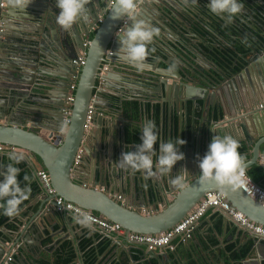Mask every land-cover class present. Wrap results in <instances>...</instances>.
I'll return each mask as SVG.
<instances>
[{
    "label": "water",
    "instance_id": "1",
    "mask_svg": "<svg viewBox=\"0 0 264 264\" xmlns=\"http://www.w3.org/2000/svg\"><path fill=\"white\" fill-rule=\"evenodd\" d=\"M16 1L22 5L19 7ZM96 1L89 0L87 6L89 9L88 19L86 21L81 20L79 23L80 30L72 28L65 31L56 22L53 23V27L56 26L60 29V35L57 36L53 31L49 33L52 20L50 19L48 22V17H53V13H50L47 5L36 8L28 7L29 5H26L27 0H0V24H3L0 31V145L22 149L34 155L49 173L56 196L119 224L128 233L150 236L164 233L175 227L200 203L206 193L212 191L225 195L228 202L236 210L242 212L254 223L264 226V206L245 194L240 187L233 189L228 186H218L214 181L199 183L200 169L198 167V153L204 151L201 150L203 143L201 136L205 124L208 125L209 129L212 122L218 124L226 118L236 119L245 131H250L249 143L251 138L256 135L255 132L259 134V137L264 138V109L261 110L255 106L258 104L257 98L260 100L261 96L254 93L253 97L247 96L242 87V80L247 76L249 77L255 69L262 84L261 89L256 86L257 91L260 94L262 91L264 92V49L240 73L233 77H225L214 73L213 70H216V67L205 62L204 56L199 53L195 54L194 58L199 64V68L190 65L187 71L180 72L176 69L174 71L161 69L160 65L158 66L160 58H169V56L160 50L163 49L164 52L174 55V51L180 50L176 41L180 40L179 36H173L175 40L171 45L162 43L163 48L154 46L153 42L149 46L154 49L150 52L147 61L152 67L151 75L157 80L154 88L161 93L160 96L162 95L164 99L169 100L171 97L174 99L175 111L179 117L178 137L186 141L185 145L180 147V151L185 154V159L179 162H184V168H187L189 163L186 162L189 159L188 152L192 150L190 162L196 163L194 171H190H193L194 175L189 177L188 171L183 186H177L180 189L176 193L174 201L171 203L165 201L164 209L160 210L156 207L154 214L143 215L141 210L132 209L121 203L119 199L113 198L107 191H102L101 188L105 187L104 184L100 185L99 182L94 181L82 184L75 180L73 172L77 167H73V161L81 141L84 140L85 143H89L90 138H93L95 142L98 141L97 136L98 134L101 135V129L104 126L103 117L98 115V108L118 109L116 106V108L114 107L111 101L104 99V89L116 88L110 82L116 80L112 75L115 72V66L124 68V72L133 70L127 61L118 59L116 54L120 47L116 33L120 29L123 30L127 25L131 27L132 21L124 17L119 20H112L108 9L110 0ZM157 1L162 3L160 8L155 6ZM3 2H5V7L1 8ZM93 2L96 3L100 11L94 10ZM139 2L141 3L139 4ZM177 2V0H137L139 5L138 18L151 26L158 25L164 30L166 26L151 16L148 17V13L152 14L153 8H155L158 12H162V15L167 16L171 10L174 11L173 8L178 10L186 8L184 4H179V6ZM190 13L194 15V12L190 11ZM54 15L56 18V14ZM101 17H104V21L99 24L91 40V45L85 48V37H90L91 29L98 24ZM176 18L183 19L180 14L176 15ZM124 20L126 23L121 28ZM21 21H29L34 24L36 30L33 28L32 31L34 30V32L27 31L29 26L26 27ZM15 26L21 28L16 30ZM247 27L251 29L250 26ZM12 33H21L23 39L13 38ZM195 38L201 39L198 35ZM94 41L97 43L94 44ZM79 50L87 51V61L80 73L75 92V103L69 117V128L61 136V125H64L65 122V102L73 84L72 78L76 74V66L73 62L78 58ZM108 50L112 52L111 56H106ZM200 60L204 64L199 63ZM47 63L52 66L57 65L58 71H54L55 73L43 72L45 71L42 70L44 66L49 68L46 66ZM117 63L121 66L119 67ZM103 64H108L109 67L105 76L101 77L103 90L97 91L98 75ZM170 79L172 80L170 81ZM15 82L17 84L13 85ZM250 85L253 89L255 84L250 82ZM256 87L253 92H255ZM42 88L51 90L50 97H48L50 107L47 111H43L45 109L43 106L39 110L27 109L28 107H23L22 104L18 106L7 101L8 99H19L22 96L31 98L30 96L34 93L33 90H41ZM59 88L63 91L57 94ZM93 99L96 109L91 121L96 129L91 136L86 137L85 124L89 106ZM30 101L37 102L33 99ZM8 109L13 114L11 115L12 118L9 119L5 118ZM216 115L219 116V121L216 120ZM4 121L6 123H3ZM25 121L33 123L28 122L31 128L27 129ZM249 121L253 124V128H256V131L251 130ZM231 123L233 122L229 124ZM208 132L211 135L207 138V145L214 135L210 130ZM54 133H56L55 136ZM221 133L229 135L231 132L219 126L215 134L220 135ZM83 150L86 154V148ZM85 154H83L81 166L78 169L86 167L87 161L84 163L87 160ZM95 159L100 160V157L97 156ZM166 176H161L162 181ZM154 185L156 188L160 187L159 183L155 182ZM161 193L162 191L159 190L158 194L161 195ZM43 199L45 200L43 206L46 207L47 211V216L44 219L51 225L50 223L54 220L57 212L54 208V206L56 207L55 197L49 200H46L45 197ZM32 233L33 231H30L28 236L31 237ZM18 236H21L20 232ZM35 239L39 241L40 237L35 236ZM1 243L0 264H4L9 252L7 246L4 245L6 242L1 240ZM28 244L29 242L25 241V247ZM119 246L122 247L123 244L120 243ZM25 247L22 246L20 254L14 256L15 261H22V264L27 258L26 252L24 253ZM263 247V239H254L251 257L243 259L241 264H264V258L258 255V251ZM131 249L132 247H129L128 251L131 252ZM169 256L170 253L168 252L158 254L144 250L143 253V257L159 260L161 264H166Z\"/></svg>",
    "mask_w": 264,
    "mask_h": 264
},
{
    "label": "crops",
    "instance_id": "2",
    "mask_svg": "<svg viewBox=\"0 0 264 264\" xmlns=\"http://www.w3.org/2000/svg\"><path fill=\"white\" fill-rule=\"evenodd\" d=\"M177 1L178 5L183 4V0ZM27 2L26 5H29L28 7L42 8L47 5L50 13H53V17H48V22L50 19L52 20V22H50L51 26L49 33L53 31L54 34L59 36L60 29L56 26L53 27V23H55L54 14L57 16L59 12L55 6V0H27ZM95 2L97 1L95 0ZM95 2L92 3L94 10L100 11ZM208 2L209 0H198V4L195 6H185L186 8L182 10L173 8L174 11L171 10L170 14L167 16L162 15V12H158L155 8H153L152 14L148 13V17L151 16L154 20L157 22L160 21L162 25L166 26V29L162 30L156 25V27L160 29V35L154 38V46L163 48L162 43L164 45H171L174 43V37L179 36L180 38V40L176 41L182 51H174L175 54L172 55L171 53L164 52L163 49H159L169 56V58H160L158 66L160 65L161 69L172 71L176 69L180 72L187 71L190 65H195L199 68V64L196 63L197 61L194 59L195 54H204V50H201V47L208 48V50L211 49L210 45L208 46V44H206V40L195 38V36H197L196 28L199 26L203 30H208L209 27H213V30L226 27L229 31L242 30V27L248 28L247 26H250L251 29L260 28L259 34L264 37V25L261 24L262 18H259L257 15L255 16V12L253 11L256 6L263 7L264 0H243L244 9L242 14L234 17L231 23H229L224 16L211 14L207 9ZM16 3L18 2L16 1ZM140 3L141 2H139V4ZM18 5L20 7L22 4L18 3ZM161 5L162 3L160 1H157L155 4L157 8H160ZM190 11L194 12V15H192ZM179 14L182 15L183 19L176 18V15ZM21 22L26 27L29 26L27 31H32L34 28V24H31L29 21ZM80 22L81 21H78L77 24L73 26V29L80 30ZM14 28L18 30L21 27L15 26ZM34 30L36 29L34 28ZM34 30L32 32H34ZM15 34H11L13 38H17V40L23 39L21 33ZM87 39L88 37H85L84 42ZM80 54L81 50H79L78 55L80 56ZM203 56L205 57V54ZM205 62H207L206 58ZM199 63L204 64L201 60ZM117 64L119 67L121 66L119 63ZM46 66L49 68H45L44 66L42 69L45 70L43 71L45 73H55L54 71H58L57 65L55 64L52 66L47 63ZM151 68L152 67L149 66L143 73H137L135 70H126V72H124V68L115 66V72H113L112 75L116 80L110 82L111 85L113 83L116 88L108 87L104 89V99L106 101H111L114 107L116 106L118 109L98 108V115L100 117L102 116L104 120L101 135L98 134V141L96 142L93 138H90L89 143H84L87 150L86 154L83 151V154H85L87 158V160L84 161V163L87 161L86 167L79 168L73 173L78 183L84 184L85 182L94 181L99 182L100 185L104 184L105 187L101 188L102 191H107L113 198L116 200L119 199L121 203L126 204L132 209L141 210L143 215H147L148 213L154 214L156 207L160 210L164 209L165 201L167 203L173 202L180 188L173 186L170 180L179 175L181 169H188L189 177H191L194 175V168H196V163L190 162V155L193 154L192 150L188 152L189 159L186 160V162L189 163L187 164V168H184V162H177L172 168L171 173L164 178V181H162L160 175L149 177L145 180L142 172L133 173L131 170L120 169L115 165L121 153L126 150H134L133 145L141 142L140 130L144 119H152L156 122L159 135L164 141L172 140L175 142L178 138L179 117L175 111L174 99L172 97L169 100L166 98L164 99L162 95L160 96L161 93L154 88V84L157 80L151 75ZM171 80L172 79H170V81ZM170 81L169 83H171ZM250 82L255 84L254 88L256 86L260 89L262 88V84L259 81V74L255 69L251 72L249 77L247 76L242 80V87L247 96L253 97L254 94L261 96L260 100L258 98L256 100L258 104H255V106L258 108L260 104H264V92L262 91V94H260L257 91V87L255 92H253L254 88H251ZM15 84L17 83H13V85ZM245 85L246 87H244ZM48 90L50 89L42 88L41 90H33L34 93L30 96L31 98L22 96L19 99H8L7 101L18 106L22 104L23 107H28L27 109L39 110V108L43 106L45 107L43 111H47L48 107H50L48 105V101H50L48 97H50L51 93V90ZM101 90L103 89L101 88ZM62 91L63 90L59 88L57 94ZM30 99L37 102L33 103ZM6 113L5 118H12L11 115L13 114L11 110L8 109ZM215 117L217 121L220 120L218 115ZM25 122L28 126L32 123L31 121ZM230 122L233 123L229 124ZM3 123L6 122L4 121ZM218 125L231 132L229 135L240 142V152L248 165L246 169L247 174L252 177L257 184L264 188V163H262L264 162V138L259 137V134L255 132L256 135L254 134L255 136L251 138L249 143L250 131H245L236 119L226 118V120L219 122ZM249 126L251 130L253 129V131H256L251 121H249ZM203 127L204 131L201 136L203 143L201 145V150L204 151L198 153V157H203L207 152V138L211 135L208 132V125L205 124ZM91 129L93 130L89 133H85L86 137L94 133L96 126H92ZM223 135L225 134H220V136ZM135 139L137 141L132 143L131 141ZM154 147L158 150V145ZM14 152L24 156V161L19 165L24 167V170L30 169L35 177L39 170L46 171L41 161L38 162L36 157L28 151L16 148ZM97 156L100 157V160L95 159ZM155 159L156 156H153V161H155ZM8 163H10L9 153L0 152V172L4 171ZM191 170L193 171L190 172ZM155 182L159 183L160 187L156 188L154 185ZM145 184H147V188L144 187ZM159 190L162 191L161 195L158 194ZM42 192L40 188L39 194L37 193V196L30 198L27 205L22 207V210L17 216L9 218L4 225H0V244H2L1 240H4L5 242L7 241L17 246L19 245L22 248V246L25 247L24 244L25 241H27L29 242L28 245L33 244L32 246L34 248L38 247L36 244L37 242L39 244L44 243L45 247L50 248L55 244L61 245L65 242H69L75 250L76 258L79 260L78 264H81L82 257L84 256L83 252L82 254L80 253L81 250H79V245H81L85 239H92V244H89L90 247L84 249L85 255L88 250L92 247L95 248L101 240H103L102 237L92 228H81L76 225L72 220L73 215L70 214L56 212L54 220L51 221V225H49L47 220L44 219V217L47 216V211L45 209L46 207L43 206L45 200L43 199ZM0 217H2V215H0ZM30 231H33L31 237L28 236L30 235ZM19 232L21 236L17 237ZM35 236L40 237V240L38 241L35 239ZM254 239L256 238L238 227L224 212L210 210L197 225L192 240L187 243H182L180 239L177 238L173 241L175 251L169 252L170 256L166 264H172L175 263V261L176 264H241L242 261L237 262L232 257L233 252H238L243 246L249 243L253 246ZM116 246L117 248L113 255L114 258H119L122 252L127 253L128 256L130 255L127 250L129 247H132L131 245L125 244V251L119 244ZM143 248L146 250L145 247ZM25 249L24 253L26 252L27 257L31 258V255H29ZM157 253L161 254L163 252L157 251ZM48 254L49 255L46 256L52 257V252ZM258 255L264 258V247L258 251ZM99 259L103 261L104 257L100 256ZM150 260L155 259L142 257L141 263ZM157 261L161 264L159 260Z\"/></svg>",
    "mask_w": 264,
    "mask_h": 264
},
{
    "label": "clouds",
    "instance_id": "3",
    "mask_svg": "<svg viewBox=\"0 0 264 264\" xmlns=\"http://www.w3.org/2000/svg\"><path fill=\"white\" fill-rule=\"evenodd\" d=\"M88 4L89 0H55V6L59 10L55 18L56 24L65 31H69L78 21H86L89 11ZM183 4L186 7L195 6L198 4V0H183ZM108 9L112 20H119L124 17L132 21L131 27L127 25L123 30L120 29L116 33L120 45L116 54L118 59L127 61L129 66L137 73H143L149 67L147 61L150 52L154 51L149 46L152 44L154 38L160 35V29L138 18L139 5L137 0H110ZM207 9L213 15L224 16L231 23L234 17L242 14L244 2L243 0H209ZM101 18L104 21V17ZM97 25L99 27V21ZM123 26L122 24L121 28ZM92 32L91 29L90 37H88L89 41L94 37L95 32ZM93 43L96 44L97 41ZM243 43L245 45L248 44L247 38H245ZM81 52L87 53V51ZM108 55L107 52L106 56ZM79 78L76 83V89ZM72 81L75 84L73 78ZM98 87H100L99 90ZM101 88V82L98 81L97 91H100ZM70 93L71 88L69 95ZM68 124L64 122V125H61V136L67 131ZM92 126H94L93 123ZM218 127L219 125L216 122L211 123L209 130L214 135L208 145L207 152L203 157H198V167L200 169L199 183L204 184L208 181H214L218 186H228L236 189L249 182L246 171L248 165L240 152V142L228 134L223 136L215 134ZM140 141V143L133 145L134 150H126L121 153L120 158L115 162L118 168L131 170L133 173L142 172L144 179L147 180L149 177L156 175H169L177 162L185 159V154L180 151V147L185 145L186 141L179 137L175 142L172 140L164 141L159 135L156 122L152 119H144L142 121ZM156 145H158V150L154 147ZM153 156H156L155 161H153ZM24 159L22 154L15 152L9 153L10 163L6 165L4 171L0 172V215L5 217L13 218L17 216L31 195L30 177L28 175L23 177L26 182L23 186L18 179L21 170L17 165L21 164ZM187 173V169H181L180 174L172 178L170 183L173 186L182 187ZM36 181L38 182L37 179ZM144 187L147 188V184ZM72 220L81 228L90 229L92 227V217L87 212L80 211L74 214Z\"/></svg>",
    "mask_w": 264,
    "mask_h": 264
},
{
    "label": "built area",
    "instance_id": "4",
    "mask_svg": "<svg viewBox=\"0 0 264 264\" xmlns=\"http://www.w3.org/2000/svg\"><path fill=\"white\" fill-rule=\"evenodd\" d=\"M5 6V3L1 4V8ZM103 22L101 18L99 24ZM125 21L123 25H125ZM3 24H0V31L2 30ZM98 25L92 28V33L96 32ZM91 44V41L87 39L84 46L87 48ZM109 55H112L108 51ZM87 59V53L81 52L80 56L73 63L76 65V75L73 77L75 84L71 86V93L66 100V109L64 110L65 123L70 122L69 117L72 114V107L75 103L74 92L76 90V81L79 78V73L82 67L85 65ZM108 70V65H103L99 77H104ZM99 81L101 82V79ZM100 87H98V90ZM259 109H264V104L258 106ZM94 99L89 106V112L87 115V120L85 124V133H89L92 127V115L95 112ZM55 136V133L53 134ZM16 150L14 147H9L5 145H0L1 153H12ZM83 149L80 148L74 160V167H78L80 160L83 156ZM249 177V182L242 185L240 189L247 194L249 197L256 200L262 206H264V188L257 184L252 177ZM36 179L39 182L41 188L42 196L46 199H52L55 197L56 207L55 210L59 213L74 215L80 211L87 212L92 217V229L97 232L102 239H108L113 245L127 244L132 247H145L148 252H172L175 251V245L173 241L177 238L180 239L182 243H187L193 239L195 235L197 225L199 222L207 215L210 210L224 212L229 216L232 221L236 223L238 227L248 232L255 238H260L264 240V226L259 225L247 218L242 212L236 210L227 200L226 196L220 192H208L205 194L204 198L198 203V205L187 214L175 227L172 229L161 233L159 235H141L136 233H128L119 224L113 223L106 218L99 216L93 212L85 211L84 209L65 201L62 197L56 196V191L52 187L50 175L44 170H39L36 175ZM124 242V243H123ZM9 256L6 259L7 263H10L14 256L19 255V250L21 246H17L14 243L7 242Z\"/></svg>",
    "mask_w": 264,
    "mask_h": 264
},
{
    "label": "trees",
    "instance_id": "5",
    "mask_svg": "<svg viewBox=\"0 0 264 264\" xmlns=\"http://www.w3.org/2000/svg\"><path fill=\"white\" fill-rule=\"evenodd\" d=\"M253 11L255 12V16L257 15L259 18H262L261 24L264 25V5L263 7L256 6ZM212 28L209 27L208 30H203L199 26L196 28V33L201 39L206 40V44H208V46L210 45L211 49L208 50V48L201 47V50H204V58H206V61L216 67V70H213V72L220 76L224 75L225 77H233L234 75L240 73L247 67V65H249L250 62L256 59L258 54L264 49V37L259 34L260 28L249 29L242 27V30L239 29L230 31L226 27L214 30ZM245 38H247L248 41L247 45L243 43ZM135 141L137 140L135 139L131 142L134 143ZM37 160L40 161L38 158ZM17 167L21 170L18 177L21 185L23 186L26 183L23 177L28 175L31 181L30 198L37 196V193L39 194L40 186L36 181L34 174L31 173L30 169L24 170V167L21 165H17ZM27 203L28 201H26L23 206L27 205ZM8 219L9 217L2 215V217H0V225H4ZM89 244H92V239H85L80 245V248L83 250L87 249L90 247ZM61 245L63 246L59 250L60 252L56 251L55 254L52 255V258H56V264H71L74 258H76V254L74 253L71 244L69 242H65ZM116 248L117 246L113 245L110 240L103 239L95 248L92 247L88 250L85 253L84 258H86L87 264H91L100 256H103L104 259L107 257H114L113 255ZM144 250L145 249L143 247H133L131 252H129V256L127 253L122 252L120 255V264H159L157 260H150L148 262L145 261L141 263ZM252 252V244L249 243L243 246L238 252H233L232 257L238 262L243 259L250 258ZM49 258H51V256ZM40 263L45 264L42 261H40ZM172 264H176V261Z\"/></svg>",
    "mask_w": 264,
    "mask_h": 264
},
{
    "label": "flooded vegetation",
    "instance_id": "6",
    "mask_svg": "<svg viewBox=\"0 0 264 264\" xmlns=\"http://www.w3.org/2000/svg\"><path fill=\"white\" fill-rule=\"evenodd\" d=\"M4 3V2H3ZM5 7V6H4ZM109 67V66H108ZM77 83V81H76ZM33 124V123H31ZM31 127H29L27 125V129H29ZM92 128V127H91ZM33 129V128H32ZM91 131V129H90ZM83 159V156L80 160V164L79 166H81V161ZM78 166V167H79ZM77 167V169H78ZM75 169V170H77ZM7 242V241H6ZM38 245V247L34 248L32 245H27L25 248V250L27 251V253L30 255H32V257H27V254H26V259L24 260V264H42L40 263V261L44 262L45 264H56V258H50L49 259V256H46V255H49L48 253L52 252V255L55 254L56 251H59L61 249V247L63 245H60L59 244H55L53 247H45V244H39L38 242L36 243ZM59 247V248H58ZM123 249L125 251V244H123ZM42 250H45V251H42ZM74 250V249H73ZM79 250H81V254L83 252V256H84V250L80 248V245H79ZM116 251V250H115ZM128 251V250H127ZM60 252V251H59ZM74 253H75V250H74ZM19 254H20V250H19ZM22 261L18 262V261H15V259H12V261L10 262V264H22L21 263ZM79 263V260L77 258H74L73 262H71V264H78ZM121 261H120V257L119 258H114V257H107L106 259H104L103 261H101L99 258L94 260L93 263L91 264H120ZM4 264H9L5 261ZM81 264H87V261H86V258L82 257V262Z\"/></svg>",
    "mask_w": 264,
    "mask_h": 264
},
{
    "label": "bare ground",
    "instance_id": "7",
    "mask_svg": "<svg viewBox=\"0 0 264 264\" xmlns=\"http://www.w3.org/2000/svg\"><path fill=\"white\" fill-rule=\"evenodd\" d=\"M84 143H85V141L82 140V141H81V144H80V147L83 148V149H85V145H84ZM262 226H263V225H262Z\"/></svg>",
    "mask_w": 264,
    "mask_h": 264
}]
</instances>
